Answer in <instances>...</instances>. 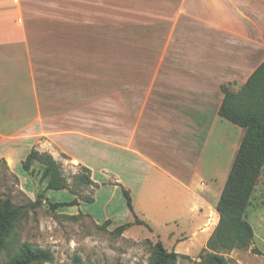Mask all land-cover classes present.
Here are the masks:
<instances>
[{
  "label": "crops",
  "instance_id": "crops-1",
  "mask_svg": "<svg viewBox=\"0 0 264 264\" xmlns=\"http://www.w3.org/2000/svg\"><path fill=\"white\" fill-rule=\"evenodd\" d=\"M50 2L0 0V161L16 172L32 150L56 159L65 154L87 168L97 185L93 160L80 148L90 154H97L99 146L102 151L117 148L122 165L132 177L141 178L137 195L125 181L114 182L130 192L138 219L148 224L136 211L138 201L154 200L162 206L157 213L161 221L184 226L179 238L170 235L169 248L159 238L164 246L198 257L220 223L217 205L245 135V129L219 114L225 98L222 86L241 90L264 62V0H146L154 8V24L176 25L169 44L154 47L160 59L155 57L153 71L168 77L139 83L148 90L138 92L136 121L127 124L124 111L120 138L95 135L76 106L67 110L59 76L50 74L55 69L59 73V67L37 62L32 25L43 18L33 8ZM52 83L57 93L51 92ZM247 220L254 238L246 260L238 261L264 264V199L252 203ZM200 233L203 248L195 255L183 243Z\"/></svg>",
  "mask_w": 264,
  "mask_h": 264
},
{
  "label": "rangeland",
  "instance_id": "rangeland-1",
  "mask_svg": "<svg viewBox=\"0 0 264 264\" xmlns=\"http://www.w3.org/2000/svg\"><path fill=\"white\" fill-rule=\"evenodd\" d=\"M145 1L51 0L49 6L33 8L34 15L43 18L32 25L37 62L59 67V73L54 68L50 74L59 76L66 109L76 106L83 124L91 123L97 136L120 138L124 111L127 124L136 121L138 92L148 90L138 87L139 83L147 85L155 78L168 77V73L161 77L153 71L155 57L160 59L154 55V47L168 45L169 33L176 25L154 24V8ZM165 11L169 13V9ZM54 84L51 92L57 93ZM98 148L97 154H90L84 147L79 151L92 158L97 185L91 184L87 168L65 154L56 159L48 152L37 151L28 172L22 164L15 172L0 161V206L10 199L19 210L15 230L8 238L9 247L0 250V264H7L24 244L51 251V261L34 264H152L159 241L169 248L173 244L170 235L177 239L184 233L183 225L161 221L157 213L162 206L146 199L138 201L136 211L150 229L134 222L127 226L126 222L135 218L122 188H116L114 182L117 178L125 181L137 195L141 178L132 177L130 169L122 165L119 149ZM48 155L58 165L66 186L63 190H48L47 180H42ZM255 194L253 205L264 199V171ZM203 237L200 233L183 244L197 255L202 251ZM249 249H235L224 256L229 264H240L238 259L246 260ZM207 252L196 258H179L176 264H206L201 257ZM235 253L238 258L232 257Z\"/></svg>",
  "mask_w": 264,
  "mask_h": 264
},
{
  "label": "trees",
  "instance_id": "trees-1",
  "mask_svg": "<svg viewBox=\"0 0 264 264\" xmlns=\"http://www.w3.org/2000/svg\"><path fill=\"white\" fill-rule=\"evenodd\" d=\"M229 86H222L225 98L219 114L227 121L245 129V135L217 205L220 223L208 242L209 252L201 257L206 264H229L230 261L224 256L225 254L235 249L251 247L254 231L247 220L248 210L264 171V62L239 92H233ZM37 156V150H32L27 156L23 162L26 172L29 171V166ZM45 162L47 165L43 171L42 180H47L48 190L65 189L66 186L62 184L59 176L57 163L49 155L45 157ZM87 171L90 174V171ZM91 184H93L92 180ZM122 192L128 208L135 216L133 225H143L150 229V226L139 220L135 214L130 192L125 188ZM18 212V208L10 199L5 200L0 206V250L9 247L8 238L15 230ZM253 252L261 254L256 249ZM179 258L190 259L189 256L168 251L163 242L159 241L156 245V258L152 264H176ZM51 260V251L24 244L7 264H34L38 261Z\"/></svg>",
  "mask_w": 264,
  "mask_h": 264
}]
</instances>
